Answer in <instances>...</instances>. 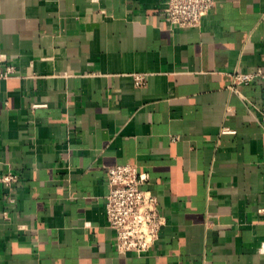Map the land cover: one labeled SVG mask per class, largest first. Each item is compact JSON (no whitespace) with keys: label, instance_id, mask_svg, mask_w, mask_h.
<instances>
[{"label":"crops","instance_id":"crops-1","mask_svg":"<svg viewBox=\"0 0 264 264\" xmlns=\"http://www.w3.org/2000/svg\"><path fill=\"white\" fill-rule=\"evenodd\" d=\"M0 0V264H264V0ZM136 74H146L138 86ZM135 164L166 224L118 253L108 167Z\"/></svg>","mask_w":264,"mask_h":264},{"label":"built area","instance_id":"built-area-1","mask_svg":"<svg viewBox=\"0 0 264 264\" xmlns=\"http://www.w3.org/2000/svg\"><path fill=\"white\" fill-rule=\"evenodd\" d=\"M215 0H167L165 15L171 28H197L204 16L210 13ZM264 80V70L236 72L233 87L250 83L255 78ZM146 74H136L135 83L143 86ZM107 178L110 186L106 197L108 226L115 235L116 249L120 254L149 252L158 242L160 232L166 224L160 213L156 195L142 185L148 180L135 164H115L108 167ZM19 180L15 173H0V182L12 185Z\"/></svg>","mask_w":264,"mask_h":264}]
</instances>
